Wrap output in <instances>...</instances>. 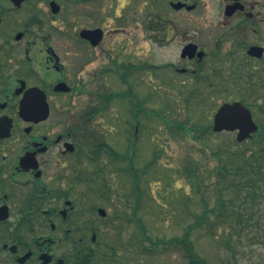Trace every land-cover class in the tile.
I'll use <instances>...</instances> for the list:
<instances>
[{"label": "flooded vegetation", "instance_id": "1", "mask_svg": "<svg viewBox=\"0 0 264 264\" xmlns=\"http://www.w3.org/2000/svg\"><path fill=\"white\" fill-rule=\"evenodd\" d=\"M65 1L0 0V264L120 262L108 232L127 217L107 174L131 175L127 149L138 131L128 146L123 136L128 124L143 127L157 85L187 104L213 89L226 95L218 109L240 102L254 120L256 106L264 113V0H167V15L161 0L145 14L142 0L121 9L111 0L109 30H65ZM209 6L215 13L199 31ZM84 29H102L100 42ZM144 86L152 89L143 99ZM101 118L116 137L95 127Z\"/></svg>", "mask_w": 264, "mask_h": 264}, {"label": "rangeland", "instance_id": "2", "mask_svg": "<svg viewBox=\"0 0 264 264\" xmlns=\"http://www.w3.org/2000/svg\"><path fill=\"white\" fill-rule=\"evenodd\" d=\"M161 1L164 2L161 3V11L167 15L165 12L167 0ZM131 2L132 0H118V9L125 8ZM208 2L210 5H216L217 0H208ZM111 4V0L65 1L62 12L65 30L67 24L73 25L72 30L91 28L100 24L102 28L109 30L108 25L112 24V21L107 17V12ZM142 4L145 14L150 0H142ZM209 9L212 8L209 6ZM214 13V10H211L207 19H200L198 21L200 27L197 30L201 31ZM173 48L170 46L160 49L158 62L161 64L167 62ZM103 62L104 58L100 55L99 61L91 65V72ZM112 83L113 81L110 82ZM114 86L118 90L119 86L115 83ZM151 89V86L142 88L140 95L143 99L148 98ZM154 94V100L143 103L145 110L141 118L142 125L139 123L143 127L139 129L137 123L128 124L127 139L123 136V144L126 146L128 141V146L129 140L135 136L134 132L138 131L136 148L133 146L127 149L128 159L131 160L128 164V172L132 176L125 175L127 179H124L125 176H120L118 172L107 174L110 175L111 188L116 191L117 199L121 202V208L127 217L122 222V230L108 232L115 240V246L120 244L118 264H187L183 253L166 251L161 245H156L154 250L146 251L144 246L149 248L151 242L144 240L142 231H145L146 235L155 242L182 236L186 228L195 220L193 213H202L205 203L211 207L215 204V188L222 184L219 185L212 171L211 175L204 173L214 170L218 165L215 151L229 147L232 153L241 154L247 151L251 154L252 150L264 149V113L259 111L257 106L255 120L262 126L260 135L247 142L238 143L236 133L216 134L211 131L203 136L199 131L191 129L195 126L212 125L216 110L226 99L225 94L221 96L212 89L207 94L208 97H204L206 100L203 99V102L192 100L187 104L162 83L156 86ZM116 109L124 110L125 106L118 105ZM160 115L168 119L170 124L174 122L177 124L170 127L166 119H162ZM107 120L96 119L95 127H103L107 131L106 135L108 134L106 138L113 139L117 134L114 131L110 132L111 127L107 124ZM178 122L186 123L189 130L180 128ZM132 126L135 127V131ZM193 162L202 173L200 182L204 184L201 187L194 184L190 175ZM103 163L102 159L100 164ZM137 167L142 169L139 173ZM96 168L93 167V170ZM101 182L95 178V187L102 185ZM137 184L142 189L138 194H136ZM243 206L244 209H257L252 205ZM135 208L138 209L134 212ZM252 211L248 213L254 214ZM256 218L258 219L257 216ZM250 225L248 232L241 235V240H237V236L232 239L231 245L236 248L235 252L225 243L227 236L223 234L225 232L222 227L214 232L215 237L201 230L202 232L196 235L198 250L208 259L209 264H258L264 261V219L254 220ZM116 241H119V244Z\"/></svg>", "mask_w": 264, "mask_h": 264}, {"label": "trees", "instance_id": "3", "mask_svg": "<svg viewBox=\"0 0 264 264\" xmlns=\"http://www.w3.org/2000/svg\"><path fill=\"white\" fill-rule=\"evenodd\" d=\"M160 117L166 119L161 115ZM166 121L170 127L177 124L176 122L170 124L168 119ZM178 126L189 130L186 123L178 122ZM191 129L199 131L203 136L211 132L210 125L195 126ZM215 154L218 158V165L214 170L204 172L208 175L214 173L219 185L222 184L215 188L214 206L211 207L205 203L202 213H193L195 220L186 228L182 236L170 240L160 239L155 242L146 235L145 231H142L144 240L151 242L149 248L144 246L146 251L154 250L156 245H161L166 251L174 250L183 253L187 264H209L208 259L198 250L196 235L201 233V230H205L207 234L215 237L214 232L222 227L225 232L223 234L227 236L225 243L229 249L235 252L236 248L231 245L232 239L237 236V240H241V235L247 233L251 228V222L264 219V149L252 150L251 154H248L247 151L237 154L232 153L229 147H224L215 151ZM98 165L102 167L100 163ZM146 167L148 168V166ZM201 174L197 164L193 162L190 175L194 184L199 187L204 184V182H200ZM136 186L138 193H141L140 185ZM243 205H252L257 209H244ZM249 211L254 214L248 213ZM258 264H264V261Z\"/></svg>", "mask_w": 264, "mask_h": 264}, {"label": "water", "instance_id": "4", "mask_svg": "<svg viewBox=\"0 0 264 264\" xmlns=\"http://www.w3.org/2000/svg\"><path fill=\"white\" fill-rule=\"evenodd\" d=\"M102 29H84L82 37H85L97 45L102 39ZM213 131L215 133L235 132L236 140L240 143L251 138L259 131V126L255 123L250 110L242 103H226L216 112L213 120Z\"/></svg>", "mask_w": 264, "mask_h": 264}]
</instances>
